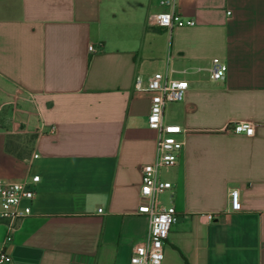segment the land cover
Segmentation results:
<instances>
[{
    "label": "crops",
    "instance_id": "0c3cea01",
    "mask_svg": "<svg viewBox=\"0 0 264 264\" xmlns=\"http://www.w3.org/2000/svg\"><path fill=\"white\" fill-rule=\"evenodd\" d=\"M179 8L194 25L152 24L161 0H0V178L40 176L33 215L7 247L12 264H130L149 230L141 168L158 138L151 97L134 81L167 67L190 88L164 111L187 132L177 165L162 171L173 188L161 200L181 213L162 264H264V0ZM215 58L224 81L210 79ZM15 86L37 96L55 133L5 131ZM238 122L254 135L229 130ZM32 136L29 153L15 147ZM234 185L241 211L230 212ZM4 236L0 225V247Z\"/></svg>",
    "mask_w": 264,
    "mask_h": 264
},
{
    "label": "built area",
    "instance_id": "2783aa9c",
    "mask_svg": "<svg viewBox=\"0 0 264 264\" xmlns=\"http://www.w3.org/2000/svg\"><path fill=\"white\" fill-rule=\"evenodd\" d=\"M166 10L150 15V22L156 26L172 30L175 27L191 26L193 19H188L179 8V0H161ZM89 49L94 51L93 46ZM210 79L214 82L224 81L227 76V64L218 58L212 60L209 68ZM190 84L187 80L173 79L169 68L158 71L148 78L137 76L134 81L136 93H148L151 97V109L147 117L149 129L158 133L157 150L153 161L143 164L141 168L142 185L140 196L143 203L139 206L138 213L149 220V230L146 239L136 244L130 258V264H162L165 254V241L168 239L172 227L181 218L174 205H164L161 196L171 190V182L162 178V171L177 165L179 153L183 147L180 136L187 131L179 124H170L164 121L166 106L172 102L183 100ZM10 94L11 134H33L41 136L55 133V127L47 128L45 117L37 96L15 86ZM2 108H0L1 120ZM19 114L25 118L20 119ZM234 133L244 134L248 137L254 135V124L238 122L229 128ZM38 153H33L32 158L37 159ZM40 182L38 174L30 173L19 181L0 178V225L5 229V236L0 247V264H12L13 260L7 247L13 242L16 224L19 220L33 215L32 204L36 197V187ZM230 212L241 211L240 188L234 185L230 190ZM98 214H103V209L98 208ZM210 221L214 215L208 214Z\"/></svg>",
    "mask_w": 264,
    "mask_h": 264
},
{
    "label": "rangeland",
    "instance_id": "374dc122",
    "mask_svg": "<svg viewBox=\"0 0 264 264\" xmlns=\"http://www.w3.org/2000/svg\"><path fill=\"white\" fill-rule=\"evenodd\" d=\"M26 141V139H21L18 143L20 149L23 150L25 154L29 153V145L26 143Z\"/></svg>",
    "mask_w": 264,
    "mask_h": 264
},
{
    "label": "trees",
    "instance_id": "16d2710c",
    "mask_svg": "<svg viewBox=\"0 0 264 264\" xmlns=\"http://www.w3.org/2000/svg\"><path fill=\"white\" fill-rule=\"evenodd\" d=\"M33 139H34V137L32 136V137H30V138H27L26 140V143L27 144H30L32 141H33ZM15 147L17 148V149H20V147H19V144H15ZM21 151V150H20ZM188 264V263H187Z\"/></svg>",
    "mask_w": 264,
    "mask_h": 264
}]
</instances>
